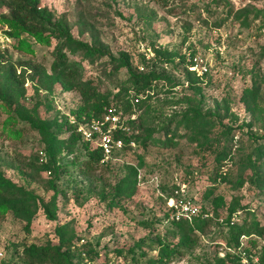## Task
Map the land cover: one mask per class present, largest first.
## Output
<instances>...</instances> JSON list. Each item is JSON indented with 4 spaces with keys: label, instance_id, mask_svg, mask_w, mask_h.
I'll use <instances>...</instances> for the list:
<instances>
[{
    "label": "rangeland",
    "instance_id": "374dc122",
    "mask_svg": "<svg viewBox=\"0 0 264 264\" xmlns=\"http://www.w3.org/2000/svg\"><path fill=\"white\" fill-rule=\"evenodd\" d=\"M6 1L0 0V15L7 13ZM226 1L236 14L249 12L248 25L229 17L224 3L217 5L213 0H168L166 5L153 0H39V3L52 22L64 27L73 39L106 52L101 57L84 52L68 57L79 63L83 78L92 80L99 92L115 93L126 86L129 69L142 73L155 70L169 79L154 82V88L147 91L153 106L151 115L155 112L156 116H163L156 120L157 126L173 112L166 104L170 101L177 104L176 110L197 108L216 115L226 126L247 125L251 133L262 134L264 16L253 19L251 13L263 11L264 0ZM4 31L7 27L0 24V50H6L11 62H30L44 70L45 77L51 75L54 39L48 44L28 39L33 50L28 54L14 49V41ZM153 46L167 54L165 65H141L142 56L153 59ZM187 54L206 68L197 90L187 89L185 70L197 76L188 70ZM181 57L185 60L178 64ZM33 77V82L27 80L24 84L28 98L25 104L28 108L36 107L39 118L53 116L52 109L48 110L49 101L63 114L80 105L76 92L54 84L47 93L40 79ZM143 113L138 110L131 120L139 119ZM6 117V109L0 105V130ZM126 119L127 115H123L122 121ZM16 128L22 129L19 140L0 132V174L48 202L55 190L50 188L52 173L48 172L39 136L28 125L17 123ZM134 129H128L129 135H139ZM245 130L236 132L228 146L233 160L226 162L227 178L239 174L240 165L235 162L248 152ZM183 132L180 130L175 147L131 145L129 151L111 155L109 162L104 163L107 166L95 173L85 177L74 174V180L60 176L55 182L54 219H47L39 209L26 230L24 221L7 214L0 224V264L16 258L15 252H20L22 246L57 244L54 228L66 222L81 238L71 250L74 256L92 251L98 254L95 263L108 259L115 262L117 249L123 255L147 249V257H153L156 251L149 242L172 238L171 222L184 219H176L175 212L179 213L185 203L211 222L195 247L171 264H214L215 258L230 251L226 246L229 236L225 225L231 204L248 207L264 226V193L257 194L248 185L233 189L227 182L211 181L210 169L220 147L206 148L190 141ZM153 136L161 137L162 132H154ZM63 140L57 164L72 169L71 163L85 159L82 143L85 140L77 129L65 134ZM88 142L90 148L98 147L96 136ZM241 216L239 211L230 217V222L241 224ZM192 218L185 220L190 222ZM261 245L264 246V239ZM258 248L252 250L254 259ZM124 261L129 262V256ZM140 264H145L144 259Z\"/></svg>",
    "mask_w": 264,
    "mask_h": 264
},
{
    "label": "trees",
    "instance_id": "16d2710c",
    "mask_svg": "<svg viewBox=\"0 0 264 264\" xmlns=\"http://www.w3.org/2000/svg\"><path fill=\"white\" fill-rule=\"evenodd\" d=\"M153 1L164 5L168 3V0ZM213 1L217 5L220 2L224 3L229 17L233 16L236 20H242V24L248 25L249 12L236 14L226 0ZM5 8L7 13L0 15V24L7 27V31L3 34L14 41V49L30 54L33 50L28 39L32 38L44 44H48L50 39L56 41L51 52L53 61L50 66L51 75L48 77H45L44 70H41L39 66L30 62H11L6 50H0V105L5 107L7 115L1 124L0 132L11 139L19 140L22 136V129L16 128V125L22 123L38 134L43 154L47 159L48 172L52 173L50 188L55 192L48 202H43L33 192L13 184L0 174V224L7 214H11L24 221L25 229L28 230L32 218L39 209H42L47 219H54L57 213L55 182L60 176L67 175L74 180L72 177L74 174L85 177L107 166L105 164L109 162L111 156L103 159L101 149L99 147L90 148L88 141H82L86 149L85 159L77 164L71 163L72 169L69 166L61 167L57 164V158L61 155L65 134L73 133L77 128V124H71L68 121L67 115L73 116L77 122L84 124L90 120H102L110 108L120 111L122 115H127V119L123 121L124 124L128 129L135 128L134 130L139 134L132 136L127 131H115L114 138L121 139L123 146L118 152L112 153V157L120 152L129 151L131 143L142 148L150 145L175 147L181 135L180 130H183L182 135L187 136L190 141L195 140L206 148L220 147L214 155L210 169L211 181L214 183L227 182L233 189L248 185L257 194L264 193V132L255 135L250 132L247 125L226 126L216 115L209 112L202 113L197 108L188 107L182 112L176 110L177 104L170 101H166V104L173 112L164 118L159 127L156 125V120L160 121L163 116H156L154 111L151 115L153 106L149 102L151 96L147 91L154 88V82H169L165 75L155 70L142 73L129 69L128 78L125 81L126 86L123 85L115 93H101L92 80L83 78L79 63L68 57L77 52H84L85 55L92 57H101L106 55L105 51L73 39L64 27L52 22L50 15L40 6L39 0H7ZM251 15L253 19L260 15L264 16V10L255 11ZM151 52L153 59L147 60L142 56L141 65L166 64L167 54L160 48L153 46ZM184 60L185 58L181 57L178 64L183 63ZM18 70L19 73H17ZM34 75L40 79V85L47 93L51 92L54 84H59L63 90L76 92L80 105L75 110L63 114L56 110L55 105H52L53 101L52 103L49 101L48 110L52 109L53 116L50 119L39 118L36 107L28 108L25 104L28 98L24 84L27 80L33 82ZM185 77L188 82L187 89L197 90L196 85L202 80L201 77L187 70H185ZM139 96L143 99H139ZM138 110H143L144 113L139 116V119L131 120ZM245 128L248 152L235 162L239 163L240 171L236 177L230 179L226 176L228 169L224 170L226 162L233 160L228 146H231L235 133L242 132ZM160 131L162 132L161 137L153 136L154 132ZM246 171L249 173L245 174ZM61 193H63L62 190H60ZM239 211L242 213L241 224L231 223L230 217ZM202 216L198 215L190 222L185 219L172 221L171 239L158 238L149 242L148 245L153 246L156 251L153 257H147V249L128 251L127 255H123L122 251L117 249L114 252L117 258L115 262L108 259L95 263L98 254L92 251H83L74 256L71 250L81 238L71 228V223L66 222L54 228L57 244L22 246L20 252H15L16 258L2 264H140L143 259L145 264H171L182 259L197 244L199 236L204 233L205 228L211 222L207 216L204 218ZM257 217L258 215L253 214L248 207L239 206L236 202L231 204L225 225L229 236L226 246L230 251H227L222 258H215L214 264H240L243 257H246L249 264H264V246L261 245L264 239V226L259 224ZM258 246L260 248L256 256L257 262L254 263L252 259L254 254L251 253ZM127 256L130 259L129 262L124 261Z\"/></svg>",
    "mask_w": 264,
    "mask_h": 264
},
{
    "label": "built area",
    "instance_id": "2783aa9c",
    "mask_svg": "<svg viewBox=\"0 0 264 264\" xmlns=\"http://www.w3.org/2000/svg\"><path fill=\"white\" fill-rule=\"evenodd\" d=\"M147 59L150 58L148 57ZM186 60L189 64L188 70L196 73L198 77L203 76V74L206 72V68L200 65L196 58H192L187 54ZM139 70L143 71V67H140ZM67 116L68 121L71 124H77L76 129L81 132L83 140L90 141L92 140V137L95 136L98 138V147L102 151L103 159L109 158L112 153L122 148V140L114 138L113 136L114 132L117 130L121 132L128 131V128L122 121L123 115L120 111H116V109L110 108L107 110V114L103 117L102 120H90L89 122L84 124L77 122L73 116ZM198 215V211L192 208L189 203L181 204L179 213L177 211L175 212L176 219H179V217L190 219ZM252 259L254 263L257 262V258ZM240 264H249V261L246 259V257H243Z\"/></svg>",
    "mask_w": 264,
    "mask_h": 264
}]
</instances>
